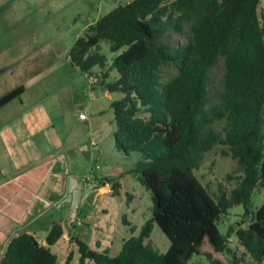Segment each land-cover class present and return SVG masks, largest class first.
<instances>
[{
    "label": "trees",
    "instance_id": "16d2710c",
    "mask_svg": "<svg viewBox=\"0 0 264 264\" xmlns=\"http://www.w3.org/2000/svg\"><path fill=\"white\" fill-rule=\"evenodd\" d=\"M188 34L185 43L173 45L165 34ZM102 41L119 53L107 82V58ZM70 65L85 74L100 68L98 84L122 98L112 103L116 125L115 148L127 171L151 192L152 214L139 235L122 243L111 256L97 243L92 248L74 237L65 264H191L205 247L231 255L228 264H264V201L253 210L255 190L264 189V10L261 0H132L121 3L77 38L68 54ZM224 62L220 97L212 103L210 70ZM172 70L173 75L168 74ZM24 92L21 86L0 99V108ZM223 122L222 132L212 125ZM237 161L242 177L230 192L219 185L212 195L195 171L204 154L215 145ZM231 179V176L227 177ZM113 195L120 192L114 178H103ZM244 214L225 234L221 218L235 206ZM64 221L54 222L45 245L21 232L13 237L0 264H57L51 248L63 240ZM157 225L169 240L160 253L148 243ZM133 231V230H131ZM234 237L236 246H230Z\"/></svg>",
    "mask_w": 264,
    "mask_h": 264
},
{
    "label": "crops",
    "instance_id": "0c3cea01",
    "mask_svg": "<svg viewBox=\"0 0 264 264\" xmlns=\"http://www.w3.org/2000/svg\"><path fill=\"white\" fill-rule=\"evenodd\" d=\"M116 1L109 4L113 6ZM129 2L131 0L126 3ZM13 44L0 37V99L24 87L20 98L0 108V258L11 239L19 233L27 232L45 245L54 222L63 220L65 228L68 225L74 235L80 221L99 215L102 200L109 198L111 202L114 195L107 193L112 192L111 185L100 184V180L107 176L83 180L85 187L93 191V210L87 217L80 218L78 206L74 221L71 223L73 217L67 219L70 205L64 200L69 178L77 177L80 171L74 172L76 157L87 153L85 144H71L73 139L80 140L77 136L79 128L83 122H88V118L82 121L78 116L83 114L82 110L100 113L99 102L105 98L110 102L108 108L115 124L112 103L122 98V94L110 93L98 82L97 86L91 87L87 83L88 74L79 68L70 65L67 69H59L54 52H41L39 43L24 46L19 51L11 50ZM104 71H108L107 82L118 77L110 67ZM75 117L77 125L73 126L72 118ZM112 135L113 150L124 158L115 148ZM95 184L98 189H94ZM126 196L130 194L126 193ZM131 232H128L129 237L136 230ZM117 249L119 253L120 249Z\"/></svg>",
    "mask_w": 264,
    "mask_h": 264
},
{
    "label": "rangeland",
    "instance_id": "374dc122",
    "mask_svg": "<svg viewBox=\"0 0 264 264\" xmlns=\"http://www.w3.org/2000/svg\"><path fill=\"white\" fill-rule=\"evenodd\" d=\"M113 0H0V37L7 39L8 43H15L10 48L12 51H19L20 48L30 44L39 43L42 47L41 52L53 51L56 56V66L59 69L70 67L68 54L78 37L82 36L88 25L94 23L100 16H103L113 7L126 3L129 0H117L111 6ZM132 1V0H131ZM108 4H107V3ZM106 3V4H105ZM111 7H110V6ZM264 10V0H261ZM166 40L173 45L185 43L188 40V34H175L168 31L165 34ZM23 41V43L21 42ZM16 45V47H15ZM100 52L107 58V66L111 67L112 60L119 54L110 51L109 43L102 41ZM54 56L52 55V58ZM69 63V64H67ZM175 72L168 71L173 75ZM224 62L220 58L210 70V97L212 103H216L220 97L223 85ZM100 76V68H94L89 76L87 83L91 87V78ZM118 94H116L117 96ZM100 103V113L82 110L86 115L88 122H83L79 128L77 136L79 141L73 139L72 143L80 142L85 144L87 153L76 157L74 163V172L80 170L77 174L79 180H90L94 177L107 176L116 178L120 183V194L102 200L99 215L87 221H80L76 225L77 230L71 235L73 229L68 225L65 228V234L60 244H56L51 251L57 255L58 263L65 264L66 258L71 250L76 252V246L73 238H79L89 244L92 248L98 243L101 248L108 249L111 256L118 253L121 249L122 240L129 237V233L139 235L142 225L151 217L152 200L151 192L145 189L135 176L126 173L132 166V160H125L112 147V137L116 132V126L113 123V115L108 108L109 101L102 99ZM79 117V116H78ZM76 117L72 118L73 126H76ZM223 122H217L212 125L213 130L222 132ZM227 147L215 145L212 150L204 154L202 164L195 174L202 185L207 186L212 195L219 193V185H222L225 191L230 192L239 183L242 177V171L236 160L230 156H225L224 151ZM95 153V154H94ZM231 176V179L227 177ZM74 177V176H72ZM70 181V178H69ZM112 192L108 195H113ZM108 189V190H109ZM106 191V190H105ZM99 193H102L99 192ZM129 193L130 196H126ZM93 195H90L86 203L79 205L80 218L87 217L93 210L91 205ZM264 201V189L255 190L251 198V208L255 210ZM67 204V203H65ZM104 210V211H103ZM242 205L235 206L229 210V213L221 218L219 222L220 231L225 234L230 225H235L244 214ZM67 219H69L67 217ZM74 221L71 220V223ZM160 253L166 252L169 247V240L162 230L155 225L150 240L148 241ZM230 246H236L234 237L230 238ZM204 255L211 253L213 259L223 264H228L232 260L231 255L213 252L212 248L205 247L202 252ZM77 255L73 264H77ZM191 264H216L212 263L206 256L194 255L190 260Z\"/></svg>",
    "mask_w": 264,
    "mask_h": 264
},
{
    "label": "water",
    "instance_id": "95a60500",
    "mask_svg": "<svg viewBox=\"0 0 264 264\" xmlns=\"http://www.w3.org/2000/svg\"><path fill=\"white\" fill-rule=\"evenodd\" d=\"M90 188H86L83 181H79L75 177H70L68 185V194L65 198V203L70 205L69 220L72 219L76 208L81 203H86L89 196L92 194Z\"/></svg>",
    "mask_w": 264,
    "mask_h": 264
},
{
    "label": "built area",
    "instance_id": "2783aa9c",
    "mask_svg": "<svg viewBox=\"0 0 264 264\" xmlns=\"http://www.w3.org/2000/svg\"><path fill=\"white\" fill-rule=\"evenodd\" d=\"M90 80H91L92 84H96L99 79H98V77H94V78H91ZM79 119L82 120V121H85V120H87V117H86V115L81 114V115H79ZM93 187H94V189H98L99 188V186L96 185V184L93 185Z\"/></svg>",
    "mask_w": 264,
    "mask_h": 264
}]
</instances>
